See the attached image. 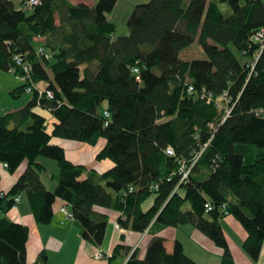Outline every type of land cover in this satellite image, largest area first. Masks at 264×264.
I'll return each instance as SVG.
<instances>
[{"label":"trees","instance_id":"obj_1","mask_svg":"<svg viewBox=\"0 0 264 264\" xmlns=\"http://www.w3.org/2000/svg\"><path fill=\"white\" fill-rule=\"evenodd\" d=\"M117 1L39 0L26 10L0 0V69L16 77L20 68L12 57L22 54L35 86L45 81L53 93L38 99L36 87L22 108L0 112V167L6 163L14 172L21 162L27 165L10 190H0V264H28V229L6 217L17 194L26 197L37 224L51 222L52 204L62 198L81 238L97 246L108 216L95 207L118 211L117 224L136 232L151 224H192L218 247L219 264H236L219 221L232 215L246 231L243 250L257 260L264 242V52L252 73L247 64L258 50L249 40L264 26V0H149L134 6L128 35L114 37L107 13ZM36 39L49 58L37 53ZM194 41L205 58L182 59ZM188 83L195 94L187 93ZM201 88L230 99L218 108L201 98ZM37 105L56 120L51 132L45 117L33 111ZM57 136L88 144L104 137L97 158L114 165L99 173L68 162L63 149L49 143ZM168 145L174 155L165 153ZM199 150L189 181L175 189L178 180L167 176ZM40 156L58 165L54 190L40 179ZM156 181L163 183L149 191ZM151 194L153 204L144 211L142 202ZM206 202L212 203L210 212ZM174 244L169 253L163 238L154 236L143 257L133 250L124 264H198L181 242ZM45 263L41 252L32 264Z\"/></svg>","mask_w":264,"mask_h":264},{"label":"crops","instance_id":"obj_2","mask_svg":"<svg viewBox=\"0 0 264 264\" xmlns=\"http://www.w3.org/2000/svg\"><path fill=\"white\" fill-rule=\"evenodd\" d=\"M68 1L72 4L85 2L89 5H94L96 2V0ZM42 42V40L36 39L33 45L37 48H42ZM11 73L13 72H7V74ZM45 85L46 83L44 82V85H40L38 88L44 89ZM5 88L6 90L10 89L7 86ZM27 102H24V104ZM23 106H12V108L4 109L3 112L11 113L13 110L20 109ZM50 130L46 129L47 132H51ZM97 140L95 144H88L57 136L51 137L49 141L53 142V145H59L63 149L68 162L75 165L81 164L85 166L86 170L92 169L102 173L112 168L114 161H111L109 158H97L98 153L101 152L107 141L104 137H100ZM40 157L37 160L44 165V169L39 173L40 179L47 190H54L57 186L55 175L58 171V165L51 158ZM26 166V161H23L14 172H9L8 169L0 167V190L2 192L10 190L20 177L19 175L26 169ZM48 166L50 167L51 175H47ZM86 176L87 173L84 172L81 177L85 178ZM20 196L22 197L20 204L14 209L10 208L6 217L26 226L28 229L25 244L26 262L28 264L34 263L41 252L46 254L45 264H124L128 255L133 250H137L140 254L145 251L148 247V242L154 236L163 238V245H165L166 251L169 253L173 250L174 242L177 240L183 245L185 254L198 264H219L220 262L221 253L218 247L192 224H180L179 226L169 227H157L156 224H151L145 231L136 232L129 227L124 228L117 225L118 211L104 207H95V211L108 216L105 239L101 245L97 246L81 238L80 228L75 220L64 216L61 207L63 205L66 206V203L62 198H56L52 204L53 218L51 222L49 224H37L26 197H23L21 194ZM0 217H2L1 211ZM219 221L222 231L225 233L234 263L264 264V242L260 249L259 257L257 260H253L242 248L246 231L240 222L232 215L222 216ZM116 246L120 248L114 252ZM127 248L130 250L129 253L125 250ZM99 250L104 254L102 259L94 258L95 252Z\"/></svg>","mask_w":264,"mask_h":264},{"label":"built area","instance_id":"obj_3","mask_svg":"<svg viewBox=\"0 0 264 264\" xmlns=\"http://www.w3.org/2000/svg\"><path fill=\"white\" fill-rule=\"evenodd\" d=\"M22 3H23L22 8H24L26 10L33 9L36 5L40 4L39 0H24V1H22ZM249 42H250V44H254L258 47V50L256 51V53L252 56L253 59H251L247 64V67H249V69H250V73H252L254 71V67L258 63L260 55L264 52V26L257 28V30L254 31L250 35ZM37 53L44 55L46 58H49L48 53L45 52L44 48H41V47L38 48ZM12 58L15 62V65L18 68H20L19 73L16 75V79H18L21 84H26L25 89L27 92L33 93L34 90L37 88H36L35 82L33 81V78H32L33 70L31 68L30 63L26 60V57H24V55H22V54L21 55L20 54H14ZM132 71L137 73L138 68L133 67ZM37 90H38V92H37L38 93V99L43 97V96L44 97L46 96L47 98L53 97V93L49 88H44V89L38 88ZM196 92H197V88L192 83H188L187 93L195 94ZM200 93H201V98H204L206 103H209V102L215 103L218 108H222V106H221L222 101H225L228 103V101L230 99V97L227 95V93H223L222 95L217 96V98H214L212 92H209V91L205 90L204 88H201ZM230 110H231L230 107H228V109H226V111H225L226 115L223 117L222 121L225 120L229 116ZM257 112L259 113L261 111H257ZM103 115L107 119L105 121V125H107L110 114L107 110H105ZM210 125L213 126L212 124H210ZM165 153H167L168 155H174V150H173V148H171V146L168 145L165 147ZM200 153H201L200 150L196 153H193L191 159H189L188 161L179 160L175 170L167 176L166 180H168V181H171L172 178H175L176 180H178V184L175 187V189L178 188L179 185H181L183 183H187L189 181L190 173L193 169V166L198 161ZM6 167H7L6 163L3 164V168H6ZM162 183H163V181H156V183H153L152 185H150L149 191L157 192V189L160 187V185ZM21 200H22V197L20 196V194H17V196L14 197V201L11 205V208H13V209L16 208L17 205L20 204ZM204 209L206 212H210L212 209V203L206 202L204 205ZM222 210L227 211L225 204H222ZM61 211L66 218H70V219L73 218L72 213H71L68 205H66V206L63 205L61 207ZM103 257H104V254L100 250L96 251L94 254V258L102 259Z\"/></svg>","mask_w":264,"mask_h":264},{"label":"rangeland","instance_id":"obj_4","mask_svg":"<svg viewBox=\"0 0 264 264\" xmlns=\"http://www.w3.org/2000/svg\"><path fill=\"white\" fill-rule=\"evenodd\" d=\"M148 1L149 0H118L116 2L113 11L107 13L108 19L112 21L116 26V31H115L116 33L114 37L128 35L129 27L127 26L128 23L127 19L130 16L131 12L133 11L134 6L138 5V3H147ZM12 2L13 4H15L16 8L18 9L22 8L21 0H12ZM225 12L226 13L229 12L227 7H225ZM56 21L58 22V17H56ZM180 57L182 59H194V58L203 59L205 58V55L203 54V50L201 49V47L197 44L196 41H194L193 44H191L190 46L185 48L183 52H181ZM44 82L43 81L37 82L36 87L38 88L40 85L43 86ZM20 84H21L20 81L16 79L13 73L7 74V72L0 69V112L1 113L5 114L6 112H3V110L6 108H12V106L21 107L24 105V102H27V100L31 98L32 95L27 91H23V93L19 94L17 97L11 96L12 89L18 87ZM5 86L10 88L9 89L10 91L6 90ZM33 111H36L45 117L47 130H50L53 127V124L56 122V120H54V118L52 117L50 110L37 105L34 107ZM49 143L53 144V142L51 141H49ZM47 175H51L49 166L47 167ZM153 198L154 195L151 194L146 198L145 201L142 202L141 207L143 210H147V208L150 207V205L153 203L152 202ZM145 251H143L141 254L138 253V256L143 257Z\"/></svg>","mask_w":264,"mask_h":264}]
</instances>
